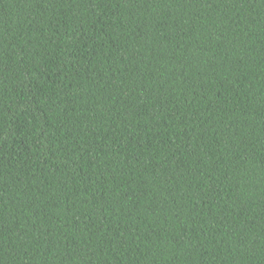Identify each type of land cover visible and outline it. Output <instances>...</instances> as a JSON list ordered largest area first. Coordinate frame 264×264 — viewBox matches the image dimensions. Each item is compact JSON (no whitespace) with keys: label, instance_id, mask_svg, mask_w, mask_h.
Instances as JSON below:
<instances>
[{"label":"trees","instance_id":"obj_1","mask_svg":"<svg viewBox=\"0 0 264 264\" xmlns=\"http://www.w3.org/2000/svg\"><path fill=\"white\" fill-rule=\"evenodd\" d=\"M0 264H264V0H0Z\"/></svg>","mask_w":264,"mask_h":264}]
</instances>
